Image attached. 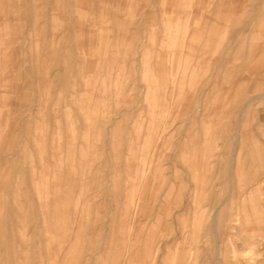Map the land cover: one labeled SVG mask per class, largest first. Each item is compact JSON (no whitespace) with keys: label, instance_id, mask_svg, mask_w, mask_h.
<instances>
[{"label":"rangeland","instance_id":"374dc122","mask_svg":"<svg viewBox=\"0 0 264 264\" xmlns=\"http://www.w3.org/2000/svg\"><path fill=\"white\" fill-rule=\"evenodd\" d=\"M0 264H264V0H0Z\"/></svg>","mask_w":264,"mask_h":264},{"label":"bare ground","instance_id":"6f19581e","mask_svg":"<svg viewBox=\"0 0 264 264\" xmlns=\"http://www.w3.org/2000/svg\"><path fill=\"white\" fill-rule=\"evenodd\" d=\"M255 96V95H254Z\"/></svg>","mask_w":264,"mask_h":264}]
</instances>
